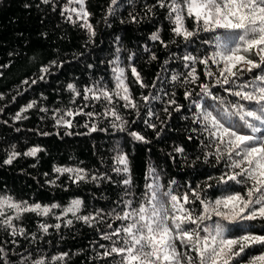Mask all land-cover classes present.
Masks as SVG:
<instances>
[{"label": "trees", "instance_id": "trees-1", "mask_svg": "<svg viewBox=\"0 0 264 264\" xmlns=\"http://www.w3.org/2000/svg\"><path fill=\"white\" fill-rule=\"evenodd\" d=\"M65 2L54 0L56 10L53 11L51 5H44L40 0H0V194L11 196L17 202L61 205L48 216L27 212L14 220L17 228L24 229V235L13 236L10 229L0 225V248L5 250V259L9 264H32L34 258H50L62 253H67L64 260L53 264H113L114 259L119 257H103L104 249L100 245L111 247L112 242L103 239V233L112 231L108 228L109 223L112 228H117L123 222L107 216V213L117 206L121 198L131 199L134 205L143 202L145 184L153 182L151 178L146 179L149 168L154 169V175L158 176L162 191L171 187L178 195L199 186L202 196L206 194L211 200L225 194L222 189L227 187L209 179L218 178L226 171L225 161H217L213 155L205 160V153L215 149L205 148L201 143L204 136L199 131H192L200 126L192 123V105L184 98V92L188 90L194 93L191 99H198L195 93L199 92V84L212 86L215 79L205 77L204 65L196 64L200 77L197 84L182 82L189 69L184 67L185 61L181 57L189 52L198 57L210 53L212 47L201 43V38H208L210 34L200 33L186 43L171 31L174 25L167 18V9L152 7L156 0H117L111 14L110 0H85V9L90 13L88 21L96 33L90 37L87 29L80 27L82 20L74 24L60 15V8ZM26 3L31 7L25 8ZM150 7L151 11L148 10ZM132 16L136 17V22L132 21ZM73 19H76L75 15ZM185 25L191 30L194 22L186 17ZM156 31L167 47L150 39ZM117 47L121 49L119 55L121 66L126 69V83L139 111L137 115V110L124 108V101L114 98L117 112L128 122L125 131L113 128V118L102 115L106 106L112 107L106 101H85L82 95L75 97L67 89V84L73 83L83 92L85 86L97 82L114 89L110 61L114 59ZM153 54L155 60L151 58ZM129 55H133L131 61L128 60ZM248 58L259 62L255 49L248 54ZM53 61H56L55 65ZM130 63L137 68L148 87H140L135 82L128 68ZM42 66L49 67V73L43 74V80L39 79ZM210 67L216 72V65L210 64ZM239 68L238 64L234 71H239ZM259 73L260 69L244 72L237 83L248 81ZM172 75H179L180 80L172 81ZM32 80L36 83L33 84ZM228 87L234 86L216 85L212 90L227 101L238 100L225 91ZM145 95L150 96L147 106L142 99ZM152 96L160 99H152ZM169 98L175 99L176 105L181 106L180 111H175L176 105L167 103ZM33 101V108L21 112ZM212 103L210 98L205 99L206 106ZM241 103L246 108L256 107L254 102ZM69 107L74 111L83 108L84 112L98 115L91 119L85 115L69 117L72 127L57 126L53 111ZM41 108L48 111L42 112ZM149 108L155 113L150 121L156 125L155 129L144 123ZM17 113L22 117L19 120L16 119ZM85 124H95L97 131H90ZM129 131L140 133L149 143L133 140L128 135ZM32 147H40L43 151L36 157L23 155ZM176 147H182L184 152H175ZM12 151L21 155L11 165L3 164ZM118 151L127 154L129 161L132 184L131 195L128 196L122 183L125 176L112 171L113 158ZM56 167L83 168L89 178L73 183L69 174L54 172ZM92 175H106L110 179L92 181ZM50 180H54L55 184L48 183ZM172 181L175 184H171ZM209 184L212 187H208ZM229 184L230 191L243 190L242 185L231 181ZM76 198L83 201L79 215L103 210L104 219L94 221L91 226L71 214L57 220L56 215ZM188 207L196 212L202 210L198 201ZM8 215L15 216L11 211ZM67 219H72L71 225L66 224ZM41 223L52 227L44 233ZM57 223L61 225L59 229L54 227ZM243 227L264 235V221L244 222ZM177 249L186 251L179 241ZM260 250L261 246H253L238 259L247 264L250 256L259 255ZM0 264L3 262L0 261Z\"/></svg>", "mask_w": 264, "mask_h": 264}, {"label": "snow or ice", "instance_id": "snow-or-ice-1", "mask_svg": "<svg viewBox=\"0 0 264 264\" xmlns=\"http://www.w3.org/2000/svg\"><path fill=\"white\" fill-rule=\"evenodd\" d=\"M40 3L51 5L53 11L56 10L54 0H40ZM116 4L117 0H110V14L114 11L112 6ZM36 6L39 7V4ZM156 6L167 9V18L174 25L171 31L175 36L182 37L186 43L191 42L192 38L199 36L200 33L210 34L208 38H201L203 45L212 47L210 53L198 57L189 52L181 57L185 61L184 67L189 69L184 74L182 82L197 84L200 77L197 75L196 64L204 65L205 77L215 79L212 86L207 83L199 84V92L195 93L198 99H191L194 93L188 90L184 92V98L192 105L190 109L193 115L192 123L200 126L199 129L194 128L192 131H199L204 136L201 143L205 148L215 149L214 152L205 153V160L209 155H213L217 161H225L226 171L218 178L209 177V179H215L218 185L227 187L222 189L225 194L211 200L206 194L202 196L201 191L198 190L199 186L178 195L173 193L171 187L162 191L158 176L154 175V169L149 168L146 179L151 178L153 182L145 184L143 202L134 205L131 199L121 198L117 206L107 213V216H113L123 223L117 228H112L111 223L108 224V228L112 231L103 233V239L111 241L112 246L100 245L104 249L102 255L119 257L114 259L113 264H243L238 258H241L247 249L259 245L260 254L250 256L247 264H264V235L255 234L243 227L244 222L264 221V67H262L264 65V0H156L152 7ZM24 7L29 8L31 5L26 3ZM148 10L151 11V7ZM60 15L74 24L82 20L80 27L87 29L90 37L95 36V30L88 21L90 13L85 9V0H66L60 8ZM73 15L76 17L75 20ZM186 17L194 22L191 30L185 25ZM131 18L136 22L135 16ZM150 39L159 41L167 47L158 31L153 32ZM253 49L255 55L259 57V62L248 58V54L252 53ZM120 52L121 49L117 47L116 55L110 61L113 65L114 89H109L99 82L85 86L83 92L73 83L67 84V89L75 97L82 95L85 101L89 99L106 101L107 105L112 107L106 106L102 115L113 118V128L125 131L128 122L117 112L114 98L123 100L124 108L137 110V115L139 111L126 83V69L121 66ZM133 55L128 56L129 61L133 59ZM151 58L155 60V54ZM52 64L55 65L56 61ZM210 64L217 66L216 72L212 71ZM238 64L239 71H234ZM128 68L140 87H148L135 66L130 63ZM253 69H260V73L254 74L248 81L237 83L244 72L251 73ZM40 71L42 75L39 79L43 80L45 78L43 74L49 73V67L42 66ZM171 80L178 81L180 76L172 75ZM24 83L27 84L28 81L25 80ZM32 83L35 84L36 80H32ZM216 85L234 86L225 88V91L238 100L227 101L224 97L216 95L212 90ZM151 98L160 99L158 96ZM206 98H210L213 103L206 106ZM142 99L147 106L150 96H142ZM241 101L254 102L256 107L246 108ZM72 103H75V99ZM167 103L176 105L173 98H169ZM34 105L35 101L29 103L25 109H21V112L33 108ZM180 107L176 105L175 111H180ZM40 110L48 111L47 108ZM164 111L167 112L168 109L165 108ZM79 115L91 119L98 114L91 111L84 112L83 108L74 111L71 107L53 111L55 124L69 128L72 127V121L68 118ZM154 115L155 113L149 108L148 118L144 120L147 127L152 129L156 128V125L150 122ZM21 118L20 113H17L16 119ZM116 121L120 123L117 124ZM85 127H89L92 132L97 131L95 124L91 126L85 124ZM128 135L135 141L149 143L136 131H129ZM189 139L192 137L189 136ZM174 150L177 153L184 152L182 147H176ZM41 151L43 149L40 147H32L23 155L36 157ZM19 155H21L19 152L12 151L3 160V164L11 165ZM113 160L112 171L125 176L122 181L126 186L125 195H131L132 181L127 154L118 151ZM53 171L60 175L69 174V179L73 183L89 178L83 168L56 167ZM45 175L47 176V173ZM90 179L96 181L110 177L92 175ZM230 181L242 185L243 190L230 191ZM48 183L55 184V181L50 180ZM171 184H175V181ZM208 187L212 185L209 184ZM197 201L202 209L200 212L188 207ZM82 204L81 199H72L70 204L56 215V219L60 220L71 214L72 217L89 226L94 221L104 219L103 210L79 215ZM57 208H61V205L29 204L27 201L17 202L11 196H0V225L10 229L13 236L24 235V229L17 228L13 223L14 220L20 219L27 212L48 216L54 214L53 210ZM7 211L15 212V216L8 215ZM72 222V219L66 220L67 225H71ZM50 227L52 225L40 224L44 233H47ZM54 227L59 229L61 225L57 223ZM236 232L241 234L235 235ZM177 241L186 251H178ZM66 256L67 253L50 258L37 257L32 260V264H46V259L48 264H53L55 261L64 260ZM0 261L9 264L5 259L3 248H0Z\"/></svg>", "mask_w": 264, "mask_h": 264}, {"label": "rangeland", "instance_id": "rangeland-1", "mask_svg": "<svg viewBox=\"0 0 264 264\" xmlns=\"http://www.w3.org/2000/svg\"><path fill=\"white\" fill-rule=\"evenodd\" d=\"M0 196H4V195H1V194H0ZM11 212L13 213V215H15V212H13V211H11ZM8 213H9V211H7V214H8Z\"/></svg>", "mask_w": 264, "mask_h": 264}]
</instances>
